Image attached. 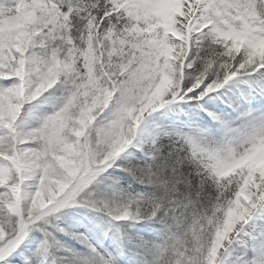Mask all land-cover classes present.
I'll return each instance as SVG.
<instances>
[{
    "label": "snow or ice",
    "instance_id": "snow-or-ice-1",
    "mask_svg": "<svg viewBox=\"0 0 264 264\" xmlns=\"http://www.w3.org/2000/svg\"><path fill=\"white\" fill-rule=\"evenodd\" d=\"M0 264H264V0H0Z\"/></svg>",
    "mask_w": 264,
    "mask_h": 264
}]
</instances>
